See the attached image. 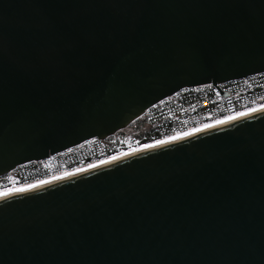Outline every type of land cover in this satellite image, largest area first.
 Segmentation results:
<instances>
[{"label": "water", "instance_id": "1", "mask_svg": "<svg viewBox=\"0 0 264 264\" xmlns=\"http://www.w3.org/2000/svg\"><path fill=\"white\" fill-rule=\"evenodd\" d=\"M264 72V0H0V180ZM0 264H264V110L0 200Z\"/></svg>", "mask_w": 264, "mask_h": 264}, {"label": "built area", "instance_id": "2", "mask_svg": "<svg viewBox=\"0 0 264 264\" xmlns=\"http://www.w3.org/2000/svg\"><path fill=\"white\" fill-rule=\"evenodd\" d=\"M217 86L230 96L222 97L213 84H206L183 88L152 105L136 121L141 125L142 137L118 133L105 140L91 138L44 160L20 165L0 180V194L82 171L136 148L264 105V72Z\"/></svg>", "mask_w": 264, "mask_h": 264}, {"label": "bare ground", "instance_id": "3", "mask_svg": "<svg viewBox=\"0 0 264 264\" xmlns=\"http://www.w3.org/2000/svg\"><path fill=\"white\" fill-rule=\"evenodd\" d=\"M261 110H264V105L252 108L250 110L241 112L239 114H235V115H232V116H229V117H226V118H222V119H220L218 121H215V122H212L210 124L204 125V126L199 127V128H197L195 130L188 131L186 133H181V134H178L177 136L170 137V138L158 141V142H154V143L145 145V146L140 147V148H136V149H134V150H132L130 152L125 153L122 156L116 157V158H114L112 160H108V161L103 162L101 164L94 165V166L86 168V169H84L82 171L75 172V173H72V174H69V175L60 176V177H57V178H54V179H51V180L40 182V183L32 185V186L19 188V189L14 190V191L1 193L0 194V200L6 199V198H9V197H12V196H16V195H19V194H22V193H25V192H29V191H32V190H35V189H38V188H41V187L50 186V185H54V184L65 182V181H67V180H69L71 178H74V177H77V176H80V175H84V174L99 170L101 168H104V167H107L109 165H112V164H115L117 162H120V161H123L125 159H128L130 157H133V156L139 155L141 153L153 150L155 148H158L160 146L169 144L171 142H174V141H177V140H180V139H184V138L196 135L198 133L210 130L212 128L224 125L226 123L232 122L234 120H237L239 118H242L244 116H247L249 114H252V113H255V112H258V111H261Z\"/></svg>", "mask_w": 264, "mask_h": 264}, {"label": "trees", "instance_id": "4", "mask_svg": "<svg viewBox=\"0 0 264 264\" xmlns=\"http://www.w3.org/2000/svg\"><path fill=\"white\" fill-rule=\"evenodd\" d=\"M141 131V125L139 122H136L132 124L127 130L120 132L119 134L121 135H135L136 137H142L143 134L140 132ZM149 134V132H148Z\"/></svg>", "mask_w": 264, "mask_h": 264}]
</instances>
